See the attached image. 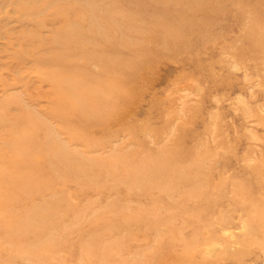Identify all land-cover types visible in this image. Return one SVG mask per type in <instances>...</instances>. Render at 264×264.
<instances>
[{"label":"rangeland","instance_id":"obj_1","mask_svg":"<svg viewBox=\"0 0 264 264\" xmlns=\"http://www.w3.org/2000/svg\"><path fill=\"white\" fill-rule=\"evenodd\" d=\"M0 264H264V0H0Z\"/></svg>","mask_w":264,"mask_h":264},{"label":"bare ground","instance_id":"obj_2","mask_svg":"<svg viewBox=\"0 0 264 264\" xmlns=\"http://www.w3.org/2000/svg\"><path fill=\"white\" fill-rule=\"evenodd\" d=\"M66 45H68L69 47H74L73 48V53L75 54H78V52L82 49L81 48V45H82V41L78 38H72V39H65V42H64ZM59 81V79H58ZM56 82V84L58 85V83L60 84V82ZM62 89V86H59L58 87V90L61 91ZM89 92L87 93V96L89 97V100H90V104L93 105V108H91V110H95L98 106V103H97V98H96V93L98 92L97 89H88ZM62 94V93H61ZM81 112H84L83 110ZM24 135V137L22 138L23 141H26L28 140V136L26 134H22ZM18 136V135H17ZM18 148V145L16 146ZM16 147L12 145V149L15 148L16 150ZM32 151H35L34 149H32Z\"/></svg>","mask_w":264,"mask_h":264}]
</instances>
